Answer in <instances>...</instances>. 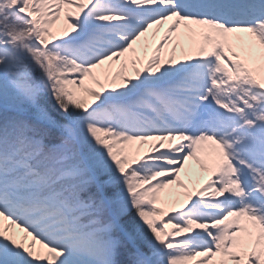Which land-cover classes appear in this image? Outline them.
Returning <instances> with one entry per match:
<instances>
[{
    "label": "snow or ice",
    "instance_id": "snow-or-ice-1",
    "mask_svg": "<svg viewBox=\"0 0 264 264\" xmlns=\"http://www.w3.org/2000/svg\"><path fill=\"white\" fill-rule=\"evenodd\" d=\"M0 264H264V0H0Z\"/></svg>",
    "mask_w": 264,
    "mask_h": 264
},
{
    "label": "bare ground",
    "instance_id": "bare-ground-1",
    "mask_svg": "<svg viewBox=\"0 0 264 264\" xmlns=\"http://www.w3.org/2000/svg\"><path fill=\"white\" fill-rule=\"evenodd\" d=\"M182 178H185V177L183 176V173H182Z\"/></svg>",
    "mask_w": 264,
    "mask_h": 264
}]
</instances>
